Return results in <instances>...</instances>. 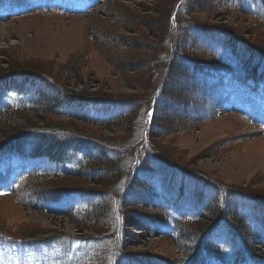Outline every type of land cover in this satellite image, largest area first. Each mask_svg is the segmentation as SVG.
Wrapping results in <instances>:
<instances>
[{
	"label": "rangeland",
	"instance_id": "rangeland-1",
	"mask_svg": "<svg viewBox=\"0 0 264 264\" xmlns=\"http://www.w3.org/2000/svg\"><path fill=\"white\" fill-rule=\"evenodd\" d=\"M14 1L16 6H12ZM96 1L0 0L1 67L12 63H29L43 66L45 71L49 68L56 72L74 66L77 78L62 79L66 88L139 101L132 114L115 124L100 126L80 122L86 132L85 136L94 146L107 153L108 150H118L123 155L120 160L123 171L112 180L117 183L109 191L106 190L107 185L86 182L81 186L84 192L81 195L75 192L61 196L56 201H41L36 205L19 203L17 200L21 187L25 184L33 186L34 180L47 178L44 171L57 167L53 162L39 160H27L24 163L22 171L32 177L26 180V177L22 178L25 183L20 185L16 194L14 184H0V193H3L0 194V264H64L71 258L73 250L76 252L78 249L94 248L101 243L107 244L113 237L111 228L114 210L121 211L118 224L121 226L120 254L178 256L176 245L169 236L171 226H161L157 230L148 223L151 214L146 205L150 198L138 182L129 181L128 188L120 196L111 195L112 190L129 180L137 170L146 176L147 173L154 174V178L145 182H151L150 187H154L157 195H162L158 172L164 169L157 165L154 170L153 161L157 160L154 158L152 168L140 171L142 169L137 165L142 157L134 158L138 154L155 152L172 161L178 170L183 167L232 188L264 194V83L232 80L223 69L186 71V65L176 66L173 61L170 65L166 63L172 58L171 54L168 59L156 54V48L160 47L157 42L162 45L158 37L159 27L162 26L160 23L166 20L174 0H111L110 3L117 5L112 11H118L112 15L102 11L103 6L90 14L73 8L84 6L87 2V5H93ZM227 1L187 0L186 10L179 7L178 3L175 9L182 10L181 24L185 27L189 20L204 23L206 27L219 25L235 30L248 41L264 47V23L238 9H226ZM244 5H247V11L256 10V4L252 1L243 2ZM127 13L144 21L156 19V24L153 21L148 27L139 20L130 23L122 21L121 17ZM163 27H166L165 39L174 42L176 47L191 38V33L181 38L177 37L179 32L172 33L175 32L176 22H173L171 32L166 24ZM107 34L114 39L116 36L121 37L126 42L121 47H112L109 42L106 47L102 37ZM216 48L220 53L225 49L219 45ZM116 56H120V60L129 63V66L124 70L116 66ZM12 75V87L17 90L26 89L30 80L35 81L33 90L44 86L36 77ZM157 87L159 92L153 100L156 120L153 122L147 105ZM131 104L125 103L128 109L132 107ZM118 108H111L114 110L112 114L124 110L123 107ZM244 114L253 120L241 121L237 115ZM5 159L7 156H0L2 162ZM17 160H13V163H18ZM145 165L148 167L147 162ZM13 168L11 178L16 179L22 171L15 166ZM139 176H143L142 181L146 178L144 175ZM184 181L189 180H183L179 173L175 184ZM192 187L188 190L191 191ZM98 190L110 193L112 201L109 203L111 205L115 200V207L110 208L109 216L99 219L102 221L100 224H94L93 218H85L83 213L91 211L92 206L99 201V195L95 196ZM106 191L101 192L105 194ZM132 199L133 206L130 204ZM240 199L243 200L240 201L241 205L247 208L248 201ZM193 200L185 197L182 204L186 207ZM187 210L192 209L188 207ZM188 211L186 214L191 213ZM137 224H141V227ZM207 228H201L199 233L207 235ZM41 229L53 234L45 232L41 236L34 235L35 231ZM261 232L264 236L263 226ZM216 233L218 236L214 238L215 242H232V247L241 245L240 239L233 238L224 228H219ZM63 237L71 241V249L64 247L70 242L63 240L62 243ZM251 246L254 251L262 249L261 256L264 254V240H255ZM213 259L207 264H221ZM117 264L128 263L120 259Z\"/></svg>",
	"mask_w": 264,
	"mask_h": 264
},
{
	"label": "trees",
	"instance_id": "trees-1",
	"mask_svg": "<svg viewBox=\"0 0 264 264\" xmlns=\"http://www.w3.org/2000/svg\"><path fill=\"white\" fill-rule=\"evenodd\" d=\"M110 1L100 0V5L88 14L100 10L102 8L100 6H103L102 11L105 13L111 15L118 13V11H112L113 8L116 9L117 5L110 3ZM186 1L174 0L166 20H162L160 24H162L161 27L166 24L168 31L171 32L172 24L176 22V28L173 30L175 32L172 33L177 34L179 32L178 38L191 33V38L176 47L174 42L165 39L166 27H159L158 37H160L162 45L157 42L160 47H158L159 49L156 48V54L158 53L164 59L170 58L171 54L172 58L168 59L166 63L170 65V62L173 61V65L176 66L186 65V71L223 69L237 81L264 83V47L256 42L248 41L235 30L219 25H207L208 27H206L204 23L189 20L188 23H185L187 25L185 27L181 24L183 23L181 19L182 10L176 11L173 20L171 15L176 4L180 2L179 7L181 6L182 9L185 8L186 10ZM247 1L256 4L255 11H247V5L243 6V2ZM225 5L228 10L238 9L260 23H264V0H228ZM131 16L130 13L124 14L121 20L128 23L139 20L142 25L148 27L153 21V24H156V19L144 21L140 17ZM193 21L196 23L194 24ZM190 26L194 28L192 29ZM181 28L183 29L181 30ZM174 39L176 41V37ZM102 40H104L102 42L107 43L104 46L111 42L110 46L112 47H121L126 42L121 37L116 36L114 39L109 34L104 35ZM216 45L225 48L224 52L220 53ZM119 57L116 56L114 64L124 70L129 66V63H125ZM13 73L18 76L36 77L42 81L44 86L36 87V90H33L32 85L26 89L18 88L14 100L0 105V152L17 150L22 155L48 160L57 165L54 170L44 172L47 178L34 180L33 186L25 184L21 187V194L17 201L25 205L28 203L36 205L41 201H56L61 196L71 192L84 194L81 186L85 185L86 182L99 186L107 185V191L112 189V186L117 183L116 180L114 183L112 180L116 179L123 171L120 165L123 155L118 150H108L107 153L94 146V143L85 136L86 132L82 128V123H94L100 126L115 124L132 114L139 101L99 93L76 92L66 88L62 82L64 79L77 78V70L74 66L64 67L56 72H52L49 68L45 71L43 66H34L29 63L21 65L12 63L7 67L0 66V88L9 83V80L14 76ZM3 92L0 90V95ZM158 92L159 87L153 90L147 110L152 106ZM127 102L132 103V107L129 109L125 105ZM89 103H102L104 106L101 111L90 113L82 109ZM124 105L127 107L126 109ZM116 106L119 107L118 109L123 107L124 110L112 114L114 110L110 109ZM237 116L241 121H251L248 115ZM155 120L154 115L152 121ZM138 157H142L137 165L142 169L140 171L152 168V161L154 158L157 159L153 161L155 165L153 168L155 170V167L159 165L165 170L159 171L158 176L161 177V187L168 193L166 194L162 189V195H157L154 187H150L151 182L149 184L145 182L149 178H154V174L148 175L147 173L146 176L145 173L139 174L137 170L133 172L129 180H126L127 182L123 181L115 190H112L111 195L120 196L128 188L127 183L129 181L131 183L138 182L150 198V202L146 205L150 210L149 214H151L148 217V223L157 230L161 226H171L172 230L169 231V236L172 243L176 245L179 255L158 257L146 253L120 254L119 241L121 240L119 234L121 226L118 224L121 220V211L114 210L112 212L114 215L111 241L107 244L101 243L94 248L78 249L76 252L73 250L71 258L64 264H117L120 259L126 260L128 264H207L208 260L212 258L224 264L264 263V254L261 256L262 249L258 248L254 251L251 246L255 240H264L261 232L262 226L264 227L263 193L232 188L216 179L204 174H195L193 170H187L183 167L178 170L172 161L155 152L134 156L136 159ZM146 162L148 167L145 165ZM128 168H130L129 164ZM179 173L183 180L187 179L190 182L184 181L176 185L175 182ZM139 175L146 176L145 180L142 181L143 176ZM25 177L24 180L32 176ZM23 179L21 178L17 182L15 194L20 185L25 183ZM191 186L193 189L189 191ZM106 190L95 191V196L99 195V201L92 206L91 211L87 210L83 213L85 218L91 216L94 224H100L102 221L99 219L106 217V215L109 216L110 208L114 209L115 207V200L110 205L109 202L112 199L109 198L110 193ZM101 191H106V193ZM185 197L190 200L194 199L191 204L194 205L196 213L193 216L179 214L183 208L182 199ZM103 198L105 199L103 200ZM240 198L248 201L247 204L244 202L246 205L249 203L247 208L243 207V204L241 205L240 201L243 202V200ZM130 204L131 206L134 205L133 199ZM138 216L142 218L141 215ZM111 224L112 220L110 221ZM137 225L141 227V224ZM191 225L193 226L191 227ZM204 227H208L206 230L208 234L205 236L204 233H199L200 229ZM219 228L227 230L233 238L240 239L241 245L232 247V242H215V237L210 236L209 232ZM45 232L49 235L53 234L51 231L47 232L41 229V231H35L34 235L41 236ZM63 240L66 243L70 242L64 247L71 249V241H66L65 237L62 239V243Z\"/></svg>",
	"mask_w": 264,
	"mask_h": 264
},
{
	"label": "snow or ice",
	"instance_id": "snow-or-ice-1",
	"mask_svg": "<svg viewBox=\"0 0 264 264\" xmlns=\"http://www.w3.org/2000/svg\"><path fill=\"white\" fill-rule=\"evenodd\" d=\"M0 194H3V193H0Z\"/></svg>",
	"mask_w": 264,
	"mask_h": 264
}]
</instances>
